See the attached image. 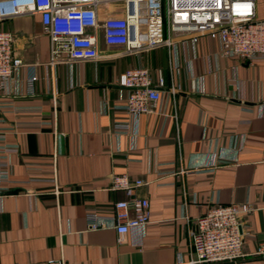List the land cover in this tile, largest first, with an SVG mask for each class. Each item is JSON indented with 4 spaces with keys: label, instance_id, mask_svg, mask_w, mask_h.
Instances as JSON below:
<instances>
[{
    "label": "crops",
    "instance_id": "obj_1",
    "mask_svg": "<svg viewBox=\"0 0 264 264\" xmlns=\"http://www.w3.org/2000/svg\"><path fill=\"white\" fill-rule=\"evenodd\" d=\"M264 19V0H253ZM21 65L0 94V148L8 187L0 195V264H189L195 218L215 203L251 204L240 215L241 258L264 264V54L224 57L218 42L172 34L173 46L122 53L98 41L92 61H50L39 15L0 19ZM178 38V39H177ZM145 67L160 99L137 119V133L111 131L128 120L117 76ZM36 75L32 95L23 81ZM54 121V124L52 122ZM52 122V124H51ZM142 184L148 222L118 235L89 227L90 211L109 213L127 198L113 174Z\"/></svg>",
    "mask_w": 264,
    "mask_h": 264
},
{
    "label": "built area",
    "instance_id": "obj_2",
    "mask_svg": "<svg viewBox=\"0 0 264 264\" xmlns=\"http://www.w3.org/2000/svg\"><path fill=\"white\" fill-rule=\"evenodd\" d=\"M30 13L39 15L50 61L96 60L100 56L99 38L105 45L121 46L126 54L173 46L177 40L172 34L182 33L188 34L192 43L201 36L216 40L224 57L251 59L264 54V19L255 17L253 0H0V19ZM12 39L10 32L0 30V94L8 93V83L21 65L12 53ZM35 80L34 74L24 79V94H33ZM116 83L126 89L120 107L129 118L115 121L111 131L128 133L132 146L138 116L153 111L163 80L157 76L152 85L149 70L139 67L121 72ZM4 157L0 148V195L9 181ZM140 184V178L113 174L109 187L123 189L127 198L116 200L109 213L88 212V226H110L118 235L131 227L143 228L148 222V202L133 193ZM251 208L247 202L208 206L195 218L187 262L222 263L244 256L240 215ZM260 253H264V243L250 252ZM45 264H64V259L50 258Z\"/></svg>",
    "mask_w": 264,
    "mask_h": 264
}]
</instances>
